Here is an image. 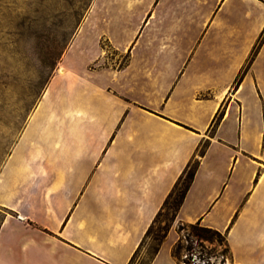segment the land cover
Listing matches in <instances>:
<instances>
[{"label": "crops", "instance_id": "1", "mask_svg": "<svg viewBox=\"0 0 264 264\" xmlns=\"http://www.w3.org/2000/svg\"><path fill=\"white\" fill-rule=\"evenodd\" d=\"M263 32L264 0H95L0 170V264H129L194 157L150 264L178 223L264 264Z\"/></svg>", "mask_w": 264, "mask_h": 264}, {"label": "rangeland", "instance_id": "2", "mask_svg": "<svg viewBox=\"0 0 264 264\" xmlns=\"http://www.w3.org/2000/svg\"><path fill=\"white\" fill-rule=\"evenodd\" d=\"M94 1L0 0V170L58 69L60 61L52 75H48L47 65L51 56L63 45L67 32L71 33L69 47ZM100 45L104 49V58L95 66H119L126 62V52L112 48L104 37H100ZM5 212L0 209V221ZM171 212L168 207L163 210L132 264L149 262L152 247L157 244L155 236L169 223ZM179 225L184 227L180 231L183 248L177 258L180 264H185L191 257L186 249L189 245L195 248L198 257L200 254L203 257L197 261L205 264L232 263L221 237L198 238L188 223Z\"/></svg>", "mask_w": 264, "mask_h": 264}, {"label": "trees", "instance_id": "3", "mask_svg": "<svg viewBox=\"0 0 264 264\" xmlns=\"http://www.w3.org/2000/svg\"><path fill=\"white\" fill-rule=\"evenodd\" d=\"M70 38H71V33L67 32L65 34L63 45L59 48V50H57V52H55L53 54V56H51L50 61L47 65V72H48L49 76L52 75V73L55 70L56 66L58 65V62L60 61V58L62 57L64 51L67 49ZM263 39H264V32L262 33V35L260 37V41L254 47V49L252 51V55L250 57V60L253 59L254 56L256 55L258 48H259ZM124 64H125V62L121 63L119 66H123ZM218 118H219V116H217L214 119V121H213L214 124L217 123ZM207 145L208 144L206 142L200 144V146H199V148H200L199 153L200 154L204 153V151L207 148ZM198 165H199V160L197 157H194V159L189 162V164L187 165L183 174L180 176V178L176 182L174 188L172 189V191L169 193L168 197L164 201V204L162 205L160 211L156 215L154 221L152 222V224L150 225V227L146 231V234H145L139 248L137 249V251L132 256L129 264H132L134 262L138 252L140 251L141 247L143 246L145 239L152 233L155 223L159 220V217L163 214V210L168 207L169 209L172 210L171 218L169 219V223H167L164 228H160V231L156 234L155 241L157 242V244L152 247V249H153L152 255H151L149 262L147 264H150L151 261L153 260V258L155 257V255L158 253V251L160 250L163 242L165 241V239L168 235V232H169L171 226L173 225V223L176 219L178 211H179V209L183 203L184 197H185V195H186V193H187V191H188V189H189V187H190V185L194 179ZM189 226L192 229L193 235L198 237V238L211 239L214 235L221 237L225 241L227 251L230 253V249L228 247L227 238H226L225 233H223L217 229L211 228V227L203 226L200 223H191V224H189ZM183 228L184 227L182 225H179L178 231L180 232ZM181 241H182V237L174 244V246L172 248V254L176 258L179 257L180 250L183 248ZM186 249L189 251V254L191 255V257H188L189 259L185 261V264H205V263H202L200 261L203 258L201 256V254L199 257L196 255V253L194 252L195 248L193 246L189 245V246H187ZM198 258L200 259L199 261H197ZM231 261H232V259H231ZM231 264H234V263L232 262Z\"/></svg>", "mask_w": 264, "mask_h": 264}, {"label": "bare ground", "instance_id": "4", "mask_svg": "<svg viewBox=\"0 0 264 264\" xmlns=\"http://www.w3.org/2000/svg\"><path fill=\"white\" fill-rule=\"evenodd\" d=\"M64 70H65V68H63V67H61L60 69H59V71L62 73V72H64ZM67 71V70H66Z\"/></svg>", "mask_w": 264, "mask_h": 264}]
</instances>
